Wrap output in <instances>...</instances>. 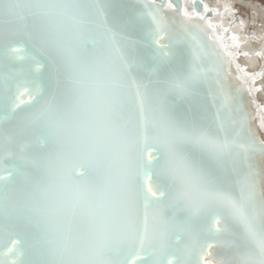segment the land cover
Here are the masks:
<instances>
[{
	"label": "snow or ice",
	"instance_id": "snow-or-ice-1",
	"mask_svg": "<svg viewBox=\"0 0 264 264\" xmlns=\"http://www.w3.org/2000/svg\"><path fill=\"white\" fill-rule=\"evenodd\" d=\"M193 3L0 0V264H264V71Z\"/></svg>",
	"mask_w": 264,
	"mask_h": 264
},
{
	"label": "bare ground",
	"instance_id": "bare-ground-1",
	"mask_svg": "<svg viewBox=\"0 0 264 264\" xmlns=\"http://www.w3.org/2000/svg\"><path fill=\"white\" fill-rule=\"evenodd\" d=\"M186 6L189 8L191 0H185ZM209 7L214 8V16L211 18L213 23H221L228 32L221 29L219 32L225 37V41L232 45L230 37L235 34L241 38V48H232L233 52L242 50L250 53L249 57L239 56L237 62L242 67H246L249 72L264 71V30L259 25L264 23V3L260 0H205ZM243 11L246 13L244 14ZM240 11V13H239ZM243 22V24H241ZM251 29L252 32L248 30ZM255 36L256 39H247V37ZM260 52L257 56L255 53ZM264 78L256 81V87H260L261 91L255 93L259 103L264 104Z\"/></svg>",
	"mask_w": 264,
	"mask_h": 264
},
{
	"label": "water",
	"instance_id": "water-1",
	"mask_svg": "<svg viewBox=\"0 0 264 264\" xmlns=\"http://www.w3.org/2000/svg\"><path fill=\"white\" fill-rule=\"evenodd\" d=\"M203 3V4H205V5H207V3H206V1L205 0H195V3ZM185 3H186V1H185ZM189 6V8H191V11H193L194 9H195V4L193 3V0H191V3L188 5ZM207 7L209 8V9H212L213 11L212 12H209V13H207V15H209L211 18L214 16V13H215V11H214V8L213 7H209L208 5H207ZM196 10H198V9H196ZM215 24H221V23H215ZM221 29H219V31H220ZM249 32H252V30L251 29H249L248 30ZM227 43V42H226ZM229 46H231V45H229ZM231 50H232V48H231ZM239 51H242V50H239Z\"/></svg>",
	"mask_w": 264,
	"mask_h": 264
},
{
	"label": "rangeland",
	"instance_id": "rangeland-1",
	"mask_svg": "<svg viewBox=\"0 0 264 264\" xmlns=\"http://www.w3.org/2000/svg\"><path fill=\"white\" fill-rule=\"evenodd\" d=\"M260 1H261L262 3H264V0H260ZM242 12H243L244 14L246 13V12H245V11H243V10H242ZM239 13H240V11H239Z\"/></svg>",
	"mask_w": 264,
	"mask_h": 264
}]
</instances>
